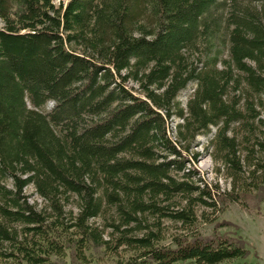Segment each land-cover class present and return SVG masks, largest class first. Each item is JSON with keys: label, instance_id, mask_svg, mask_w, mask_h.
<instances>
[{"label": "trees", "instance_id": "1", "mask_svg": "<svg viewBox=\"0 0 264 264\" xmlns=\"http://www.w3.org/2000/svg\"><path fill=\"white\" fill-rule=\"evenodd\" d=\"M0 22V264L246 256L200 221L264 204V0H0Z\"/></svg>", "mask_w": 264, "mask_h": 264}, {"label": "rangeland", "instance_id": "2", "mask_svg": "<svg viewBox=\"0 0 264 264\" xmlns=\"http://www.w3.org/2000/svg\"><path fill=\"white\" fill-rule=\"evenodd\" d=\"M1 27V22H0ZM226 58V49L222 54V59ZM193 86L184 90L178 96V101L185 104L188 97L191 95ZM50 103H47L42 111L50 110ZM177 121L168 123V134L172 141H175L174 126ZM214 134V129L211 130V135ZM210 137L198 136L195 139V147L193 151L198 153L194 164L195 170L198 172L200 179L210 186L217 185L221 191L228 189V182L223 175L215 173L216 165L212 159L211 150H206L207 143ZM26 194L30 195L33 201L40 203L39 198L34 194L31 188L26 190ZM200 232L204 236H208L213 232L234 239L244 249L247 254L244 258L224 262L222 264H264V204L260 207L258 214L246 213L240 210L236 205H230L225 212L219 215L212 223H202L200 221Z\"/></svg>", "mask_w": 264, "mask_h": 264}, {"label": "built area", "instance_id": "3", "mask_svg": "<svg viewBox=\"0 0 264 264\" xmlns=\"http://www.w3.org/2000/svg\"><path fill=\"white\" fill-rule=\"evenodd\" d=\"M68 0H52V3L57 5L59 3H62L63 5H65V3L67 2Z\"/></svg>", "mask_w": 264, "mask_h": 264}]
</instances>
